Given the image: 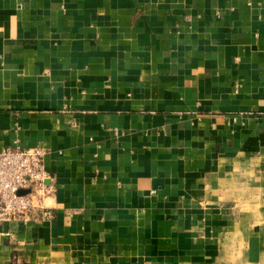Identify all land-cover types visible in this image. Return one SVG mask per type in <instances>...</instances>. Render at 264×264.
I'll return each mask as SVG.
<instances>
[{"label": "crops", "instance_id": "1", "mask_svg": "<svg viewBox=\"0 0 264 264\" xmlns=\"http://www.w3.org/2000/svg\"><path fill=\"white\" fill-rule=\"evenodd\" d=\"M15 146L55 218L0 264H264V0H0Z\"/></svg>", "mask_w": 264, "mask_h": 264}, {"label": "built area", "instance_id": "2", "mask_svg": "<svg viewBox=\"0 0 264 264\" xmlns=\"http://www.w3.org/2000/svg\"><path fill=\"white\" fill-rule=\"evenodd\" d=\"M117 134V129H113ZM47 150L40 146L0 149V223L52 221L55 214L44 204L54 193L53 179L45 169ZM19 191H28L19 195Z\"/></svg>", "mask_w": 264, "mask_h": 264}, {"label": "water", "instance_id": "3", "mask_svg": "<svg viewBox=\"0 0 264 264\" xmlns=\"http://www.w3.org/2000/svg\"><path fill=\"white\" fill-rule=\"evenodd\" d=\"M26 193H28V191H19V192H18L19 195H24V194H26Z\"/></svg>", "mask_w": 264, "mask_h": 264}]
</instances>
